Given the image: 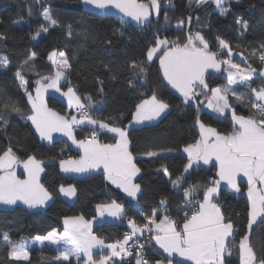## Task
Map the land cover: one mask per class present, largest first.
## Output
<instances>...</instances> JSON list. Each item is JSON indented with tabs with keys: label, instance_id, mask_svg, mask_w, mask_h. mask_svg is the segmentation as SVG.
<instances>
[{
	"label": "trees",
	"instance_id": "1",
	"mask_svg": "<svg viewBox=\"0 0 264 264\" xmlns=\"http://www.w3.org/2000/svg\"><path fill=\"white\" fill-rule=\"evenodd\" d=\"M139 1L151 5V0ZM158 2L159 15L153 14L148 26L138 28L115 17L90 14L85 11L81 0H39V3L37 0H0V34L6 37L0 39V57L5 56L10 61L6 69L0 67V108L8 103L21 109L20 113L10 109L4 111L7 124L0 121V155L11 147L21 161L34 157L42 162L44 175L41 183L52 195V201L45 210L29 211L23 207L0 210V264H76L52 260L58 254L48 247L30 250L28 260H12L3 234L7 233L17 243L29 242L37 235L63 230L65 218L82 215L86 220H92L96 217L97 205L112 201L123 204L127 213L121 223L106 222L94 228V233L102 239L123 238L129 232L127 219L132 218L137 224H143V217L151 216L153 212L157 218L167 214L182 225L185 211L182 205L188 200L185 190L193 185H207L216 178L214 168L199 167L186 174L184 169L188 159L181 150L199 139L197 119L220 134L233 132L234 122L230 115L219 116L207 108L212 99V89L225 90L229 87L224 75L225 64L220 63L218 71L206 74L208 88H194L197 94L195 99L186 103L185 98L165 81L162 74L159 57L168 48L153 63L147 61V50L157 46V38H167L170 48L172 42L183 46L189 35L200 32L207 41L209 53L222 51L219 62L230 59V56L219 47L218 37L229 43L231 52L243 55L248 66L261 69L264 64L258 56L264 44V0H226L224 7L229 11L225 15H221L215 5L196 7L195 0L191 6L189 0H171V4L169 0ZM44 9H50L58 26L49 27L43 37L33 39L37 31L42 33V27H48L41 15ZM189 16L192 17L190 23L187 19ZM238 17L247 21V29L237 24ZM180 20H184L182 26H178ZM68 25L72 26V36L68 35ZM82 33H87V37ZM198 46L202 45L197 42ZM54 51L65 53L71 65L67 82L77 91L92 119L126 130L137 105L151 98L153 93L158 100L168 104L170 111L159 123L128 132L131 152L142 173L138 179L141 195L136 203L128 202L111 187L103 173L81 177L63 175L60 162L66 159L64 152H69L75 158L78 153L64 139L50 145L42 143L26 119L31 114V107L23 89L18 86L15 73L18 70L21 72L28 81V91L34 94L37 81L46 82L54 76V68L48 61ZM33 52L36 53L34 60L21 67ZM133 62H144L146 73L135 76L130 69ZM113 76L116 78L113 79ZM133 76L135 78L130 85L129 79ZM99 81H103V84ZM89 96L91 101L88 100ZM47 101L51 109L68 114V107L62 100L50 96ZM249 107V104L237 107L236 112L251 116V111L255 112L251 108L249 111ZM92 132L81 129L77 136L85 139L91 137ZM99 140L112 144L115 137L100 134ZM148 152H156L157 155L148 156ZM178 176H183V182L174 187L171 180ZM61 186L75 187L78 196L74 203L62 198L59 191ZM246 190L244 184L239 194L221 189L217 199L225 216L239 230L235 235L236 247L225 264H241L238 244L247 231L250 218V205L244 194ZM162 200L166 204L162 205ZM250 241L257 257L264 258V221L251 232ZM146 252L149 262L165 259L151 244L146 247Z\"/></svg>",
	"mask_w": 264,
	"mask_h": 264
},
{
	"label": "snow or ice",
	"instance_id": "2",
	"mask_svg": "<svg viewBox=\"0 0 264 264\" xmlns=\"http://www.w3.org/2000/svg\"><path fill=\"white\" fill-rule=\"evenodd\" d=\"M85 5L91 6L94 9L105 11L110 8L118 9L127 17L137 22H150L149 16L151 12L149 6L145 4H137L136 0H82ZM226 0H195L196 7L205 5H215L219 9L221 15H225L229 9L224 7ZM39 3V0H37ZM193 0H189L191 6ZM171 4V0H169ZM151 5L159 15L160 3L158 0H151ZM43 19L47 21L48 27H42L41 31L48 32L49 27L58 26V21L53 18L50 9H44L41 13ZM167 19V13H165ZM188 22H191L192 17L189 16ZM237 24L242 29H247L248 23L243 18L238 17ZM184 20L178 22V26H182ZM68 35L72 36V26L68 25ZM119 31V30H117ZM41 32L37 31L33 35V39L40 36ZM87 37V33H82ZM0 34V39H5ZM219 47L227 49V54L231 55L229 43L223 39L217 38ZM197 42L202 47H197ZM111 43V41H108ZM156 47L147 50V61H151L153 56L160 51L161 45H167V38L155 41ZM255 54V53H254ZM55 55V53H53ZM65 57L61 62V67L65 70L71 65L65 56V53L59 54ZM216 53L208 52V44L200 32L187 37V43L183 46L172 42V47L164 51L159 57L160 65L163 68V74L167 82L177 89L185 98L187 103L191 99H195L196 92L194 88H208L205 82V73L208 69L219 70L220 63L227 64V76L229 87L222 93L220 88L212 89V99L208 102V107L219 113H224L226 109H230L228 95L230 94L236 101L248 103L251 109L256 113L255 116L245 117L237 115L234 110L231 111L232 120L234 121V130L231 134L221 135L214 128L206 127L197 119V124L201 132V139L194 145H188L184 151L188 153L189 162L184 171L187 173L193 165L200 166L202 161L204 165L217 162L213 166H218L219 179L209 181L210 186L204 189L203 203L197 204V209L189 216L184 213L182 225L177 226L176 220L165 214L162 219L157 222L156 213L151 216H144L145 223L137 225L134 220H129L132 231L124 235L123 240H117L114 243L106 244L104 239L92 233V221L85 220L84 217H68L64 220L65 231L58 235L55 230L47 233V235H37L34 237L35 242L43 245L46 241L51 244H60L63 242L69 247L58 249L59 254L52 257L55 261H70L73 257L80 261L81 255L86 257L84 264H116V259L121 260L126 256L133 255L132 249H136L135 257L136 264H149L148 260L142 255L146 244L150 246L151 241L159 245L164 253H167V264H173L171 257L179 256L185 260L192 261L193 264H225L226 257H230L232 249L236 247L235 235L238 229L234 226L231 219L225 220V216L218 204L213 203L214 195L218 194L221 182H225L230 189L239 192L238 178L243 176L248 182V197L251 201L250 218L247 224V231L241 236L239 241V256L241 264H264V258H258L250 241L253 225L256 224L258 217H264V187L257 189V183L264 185V86L253 87L251 84L254 76L264 78V70L259 73L251 66L241 67L239 64L230 63L229 61L216 60ZM36 53L33 52L28 59L23 62L24 65H29V62L34 60ZM52 59V56H49ZM258 59L264 64V44L261 45V51ZM10 61L7 57H0V67H8ZM130 69L139 76L141 73H146L144 62H133ZM19 80V87L23 89L28 101L31 103L34 114L26 116L27 120H31L36 126V130L40 133L41 138L52 140V132L62 131L69 135L74 143L83 149L84 155L79 161H62L61 168L65 172H88L93 169L103 168L107 179L117 187L122 188L129 197L135 199L141 191L139 184H134L133 177L139 173L140 169L134 163L132 152L129 151L130 141L128 132L121 127L110 126L100 120L92 119L85 109V105L80 102V97L76 95L72 87L68 88L64 95L69 97V103H75L76 106L83 110L81 119L77 120L75 116L69 121L64 116L48 109L43 100V93L47 88H54L60 91L59 80L65 76V71H57L55 79L48 84H42L40 81L36 83L39 87L36 88V97L33 98L32 93L27 89L28 81L18 70L15 73ZM133 76L129 79L131 85ZM116 77L113 76V79ZM99 80V78H97ZM103 84V81H99ZM234 85H240L243 91L237 90ZM103 91V88H100ZM91 101V97H88ZM168 104L157 99L155 93L150 99L143 100L139 105L134 116V121L137 124H143L145 121H153L168 109ZM20 113L21 109L15 104L4 103L0 108V121L7 120L4 111L9 110ZM87 121L90 125H98L100 129H106L109 132L115 133L118 140L115 144H100L97 141L96 131L92 132L91 139L75 141L72 136V126L84 124ZM148 156H156V152H148ZM17 163V158L11 147L0 155V169L4 171L0 175V204L16 205L18 201L27 205L29 208L43 205L46 201L52 198L43 185L39 183L40 173L43 168L40 162L34 157L29 158L24 162V169L27 172V179L21 180L16 176L14 165ZM167 173V169H164ZM183 176L176 177L171 180L174 187H178L183 182ZM197 188L196 185L185 190V196L188 200L185 206L191 203L193 191ZM59 191L66 196H75L76 189L74 186L67 188L61 186ZM161 204H166L162 200ZM97 209L100 216L107 213L111 217H120L124 212V206L112 201L110 204H99ZM143 215V214H141ZM154 235H149L145 243L140 242V238L144 236L145 231L153 232ZM135 238V239H134ZM3 241L9 246V256L12 260H28L29 245L27 242H14L10 239L7 233L3 234ZM132 242L131 244L129 242ZM93 248L100 249L99 259L93 258ZM104 249H109L108 254H104ZM155 264H163L162 261H156ZM180 264V262H177Z\"/></svg>",
	"mask_w": 264,
	"mask_h": 264
},
{
	"label": "crops",
	"instance_id": "3",
	"mask_svg": "<svg viewBox=\"0 0 264 264\" xmlns=\"http://www.w3.org/2000/svg\"><path fill=\"white\" fill-rule=\"evenodd\" d=\"M223 6H225V4H224ZM216 10L219 11V9H216ZM43 33H44V32H42V33L40 34V36L38 37V39L41 38V37H43V36L45 35V34H43ZM168 45H170V43H168ZM163 50H164V49H163ZM163 50H162V51H163ZM222 50H223L224 52H227V49H222ZM162 51H161V52H162ZM161 52H160V53H161ZM53 53H55V55H53ZM59 54H60V53L54 51V52H52V53L50 54V55L52 56V59L50 60L49 57H48V61L50 62V64H51V65L53 66V68H54V76H53V78H51L50 80H48V81H46V82H41V83H42V84H48V83H50L53 79H55L57 71H65V76H64V77H61V79L59 80V88H60V91H56L54 88H47V90L44 91V93H43V100H44V103L46 104V106H47L48 109H51V108L49 107V105H48V101H47L48 97L52 96V97H55V98H58V99L62 100V101L67 105V107H68V114L63 115V114H60V113H58L57 111H55V110H53V109H51V110H52L53 112L58 113V114L61 115V116H64V117H65L66 119H68L69 121L71 120V118H72L73 116H75V117L77 118V120H79V119H81V117H80L79 115H77L76 113H77L78 110L80 111V110H82V109L78 108L74 102L70 104V103H69V97L63 94V93H66V92L68 91V88H69L68 86H64V85H63V82L66 81V80L68 79V70H69V69L65 70V69H63V68L61 67V62H62V60H63L65 57H61ZM50 55H49V56H50ZM158 56H159V55H158ZM158 56H157V57H158ZM157 57H156V58H157ZM156 58H155V59H156ZM154 61H155V60H154ZM226 61H229L230 63L239 64L242 68H243V67H248V65H247V61H246L245 57H244L243 55L239 54V53H236V52H231L230 59H227ZM225 66H226V69H227V64H225ZM1 68H2V69H6L7 67H6V68L1 67ZM226 69H225V73H224V75H225V77L228 79ZM256 70H257V69H256ZM262 70H264V67L261 68V69H258L257 72L259 73V72L262 71ZM251 84H252L253 87L264 86V78H261V77H259L258 75H257V76H254V77L252 78ZM37 87H39V85H38ZM234 87H236L237 90H240V91H243V90H244V89L242 88V86H240V85H234ZM221 90H222V93H223L224 90H223V89H221ZM74 91H75L76 95L79 96V94L77 93V91H76L75 89H74ZM32 96H33V98L36 97V91H35L34 94H32ZM79 97H80V96H79ZM148 99H150V98H148ZM228 101H229V104H230V109H226L224 113L216 112V111H214L212 108H209V109L213 110V111H214L217 115H219V116H226V115H230V116H231V111H232V110H234L235 113H236L237 115H241V114H238V113L236 112L237 107H243V106H247V105H248V103H241V102L236 101L235 98L232 97L230 94L228 95ZM80 102H81L82 104L85 105V103L83 102V100L81 99V97H80ZM29 104H30V107H31V114H30V115H33V114H34V110L32 109V106H31V103H30V102H29ZM250 108H251V107H249V111H251ZM85 109H86V105H85ZM169 111H170V108L168 107V109H167L165 112H163V113L160 115L159 118H157V119H155V120H153V121H145L143 124H137V123H135V121H134V116H135V114H134L133 119H132V121L129 123V125H128L126 131L129 132V130H131V129H136V128H142V127H146V126L155 125V124L159 123V122H160V121H161V120H162V119H163V118L169 113ZM255 115H256V114L253 113V112L251 111V116H255ZM242 116H245V115H242ZM231 117H232V116H231ZM245 117H249V116H245ZM29 122H30V124H31V126H32V128H33V130H34V132H35V134H36V136H37V138H38L42 143L47 144V145H50V144L54 143V142L57 141V140L64 139V140H66V141L69 143L71 149H72L73 151H75L76 153H78V157H76V158L74 157V159H63L62 161H79V160L81 159V157L84 155V151H83V149L78 145V143H74V142H73V139H72L69 135L65 134V132H62V131H54V132H52V134H51V135H52V140H51V141H48L47 139H43V138H41L40 133L36 130V126L32 123L31 120H29ZM233 122H234V121H233ZM110 126H111V125H110ZM81 129H86V130H91V131H96V132L101 131L102 134H107V135H109V136H114V137H115V142L112 143V144H115V143L117 142V140H118V136H117L115 133L109 132V131H107L106 129H100L98 125H90V124L87 123V121H85L84 124L73 125V126H72V129H71V131H72V136L75 137V141H77V142H78V141H81V140H88V139H91V137H87V138H85V139H79L78 136H77V132H78L79 130H81ZM221 135H224V134H221ZM128 139H129V136H128ZM200 139H201V132H200V137H199V139H198L195 143H193V144H191V145L196 144L198 141H200ZM97 141H98L100 144H104V143L101 142L99 139H97ZM129 141H130V140H129ZM129 151H131V143L129 144ZM181 153H182L184 156L187 157L188 162H189L188 153L184 151V148L181 150ZM132 155H133V154H132ZM133 157H134V155H133ZM16 158H17V157H16ZM134 158H135V157H134ZM28 160H29V159H28ZM28 160H26V161H28ZM36 161H38V160H36ZM62 161H61V162H62ZM24 162H25V161H21V160H19V159L17 158V163L14 165V170H15L16 176H17L19 179H21V180H24V179H27V178H28V176H27V172L25 171V169H24V167H23ZM61 162H60V170H61V173H62L63 175H66V176L81 177V176L90 175V174L103 173V174L105 175V178H106L107 183H108L111 187H113L114 189H116L119 193H121V194L126 198V200H127L128 202L136 203L137 200L139 199L140 195H141V191H140V193L137 194V197H136L135 199H133L132 197H129V196L127 195V193H125V192L123 191L122 188L117 187L115 184H113L110 180L107 179L106 173H105V171H104V169H103L102 167L99 168V169H93V170H90V171H88V172H83V173L71 172V171H69V172H65V171H63V169L61 168ZM134 163L136 164V159H134ZM216 163H217V162H215V161L213 160L212 163H210V164H208V165H204L203 162L201 161L199 167H200V168H205V169L214 168V170H215V172H216V178H215V179H219V177H218V175H217V173H218V166H215V167L213 166V165L216 164ZM40 166L43 168V171L40 173V176H39V183L42 185L41 180H42V177H43V175H44V165H43L42 162H40ZM136 166H137V164H136ZM199 167H197L196 165H193V167H192L191 169H188V172H187L186 174H190V173L192 172V170H194L195 168H199ZM137 168H139V167L137 166ZM0 172H1V175L4 174V171H3L2 169H0ZM141 174H142V173H141V170H140L139 173H137L136 176L133 177V181H132V182H133L134 184H138V179L141 177ZM215 179H213V180H215ZM238 183H239V188H240L239 192H237V191L234 190V189H230L229 186H227V184H226L225 182L222 181L221 184H220L219 192H218V194L214 195L212 202H213V203H216V204L219 205L217 199H218V197H219V194H220L221 189H227V190H230L231 192H234V193L239 194V193L241 192V185L244 184V185L247 187V190L245 191L244 194H245L246 198H247L248 201H249L250 210H251V201H250V199H249V197H248V195H247V193H248V187H249L248 182H247V178H246V177H243V176L239 177V178H238ZM196 186H197V188L193 191L191 199L199 200L201 203H203V200H204V189H205L206 187L210 186V184H207V185H196ZM256 187H257V189H260L261 187H264V185H261L260 183H257ZM65 188H67V187H65ZM60 194H61L62 198H63L65 201L69 202V203H74V202L76 201V199H77V196H78V195H77V190H76V195H75V196H71V197H70V196H66V195H64V194L61 193V192H60ZM186 198H188V197H186ZM51 201H52V198H51L50 200L46 201L45 204H43V205H38V206H36V207H32V208H29L27 205L23 204V203L20 202V201H18L16 205H5V204H0V210H12V209H15L16 207H23V208H25V209H27V210H29V211L45 210V209L50 205ZM117 203H118V202H117ZM108 204H110V203H108ZM119 204H121V203H119ZM122 205H123V204H122ZM123 206H124V205H123ZM219 206H220V205H219ZM220 208H221V206H220ZM126 210H127V209H126V207L124 206V212H123V214H122L120 217H111V216H108L107 213H105L104 216H100V212H99V210H98L97 207H96V217L93 218L92 220H89V221H92V233H93L94 235H96V234L94 233V228H95L97 225H100V224H103V223H106V222H109V223H121V222H123V220L125 219L126 213H127ZM221 211H222V213L224 214L222 208H221ZM163 216H164V215H163ZM163 216L157 218V222H159V220L162 219ZM224 216H225V214H224ZM76 217H78V216H76ZM170 217H171V216H170ZM171 218H172V217H171ZM65 219H66V218H65ZM65 219H64V220H65ZM84 219H85V218H84ZM172 219H174V218H172ZM64 220H63V230H61V231H59V230H55L56 233H57L58 235L63 234L64 231H65ZM85 220H86V219H85ZM174 220H175V219H174ZM225 220H226V221L228 220V218H227L226 216H225ZM262 221H264V217H258L256 224L253 225L252 231H253L254 228H255L259 223H261ZM176 222H177V221H176ZM135 223H136V222H135ZM136 224H137V223H136ZM143 224H144V223H143ZM137 225H138V224H137ZM141 225H142V224H141ZM180 225H181V224H178V223H177V226H178V227H179ZM127 226H128V229H129V232H128V233H130V232L132 231L131 226H130V225H127ZM138 226H139V225H138ZM152 227L154 228V226H152ZM145 232H147V231H145ZM154 234H155V230H154ZM154 234H153V235H154ZM96 236H97V235H96ZM123 238H124V237H123ZM123 238H121V239H117V240H123ZM117 240H105V239H104V241H105L106 244H108V243H114V242L117 241ZM27 243H28V245H29V251L32 250V249H44V248H47V247H48V248H51V249L55 250V251L57 252V254H59L58 249H63V248H65V247H69V245H65L63 242H61L60 244H51V243H49V242L46 241L43 245H41L39 242H35L34 239L31 240V241H29V242H27ZM150 244L154 247L155 250H157L159 253H161V254L163 255V257L165 258V259H163V260H159V261H162L163 264H167V253H164L163 249H160V248H159V245L155 244V241H154V240L151 241ZM238 245H239V244H238ZM238 249H239V247H238ZM109 251H110L109 249H104V254H108ZM99 253H100V249H98V248H93V258H94V259H97V260L99 259ZM228 258H229V257H226V259H228ZM115 259H116V264H120L121 261H122V260L119 259V258H115ZM171 259H172L173 264H175L174 262H180L181 264H193L192 261L185 260L183 257H179V256H173V257H171ZM226 259H225V262H226ZM85 260H86V257H84L83 254H82V255H81V259H80V261H77L76 258L73 257L70 261H57V262H64V263H79V262H81V261H85ZM155 262H156V261H155ZM155 262H149V264H155ZM240 262H241V261H240ZM132 264H136V260L133 261Z\"/></svg>",
	"mask_w": 264,
	"mask_h": 264
},
{
	"label": "water",
	"instance_id": "4",
	"mask_svg": "<svg viewBox=\"0 0 264 264\" xmlns=\"http://www.w3.org/2000/svg\"><path fill=\"white\" fill-rule=\"evenodd\" d=\"M82 1V0H81ZM136 3L137 4H145V5H148L149 6V10L151 12V15L149 16V21L150 22H144V23H140V22H137L136 20L132 19V17H127L124 15V13L120 12L118 9H115V8H110L108 10H105V11H100V10H97V9H94L92 8L91 6H88V5H85L83 2V7L85 9L86 12L90 13V14H93V15H97V16H102V17H115L117 19H120L121 21L123 22H126V23H130V24H133L134 26L138 27V28H142V27H146L148 26L150 23H151V20H152V17H153V9H152V6L149 5V4H146V3H143V2H140L139 0H136ZM216 60L217 62H219L218 60V57H216ZM161 66V65H160ZM161 70H162V74H163V68L161 66ZM218 70L216 69H208L205 73L208 74L210 72H216ZM163 77H164V74H163ZM165 81L167 82L166 78L164 77ZM168 83V82H167ZM169 84V83H168ZM170 85V84H169ZM171 86V85H170ZM172 87V86H171ZM173 88V87H172ZM177 93H179L180 95H182L177 89L173 88ZM183 96V95H182Z\"/></svg>",
	"mask_w": 264,
	"mask_h": 264
},
{
	"label": "built area",
	"instance_id": "5",
	"mask_svg": "<svg viewBox=\"0 0 264 264\" xmlns=\"http://www.w3.org/2000/svg\"><path fill=\"white\" fill-rule=\"evenodd\" d=\"M217 43L219 44V41H217ZM221 53H222V51H221V50H218V51L216 52V54H217L216 57H219V56L221 55ZM63 85H64V86H68V87H70V86H69V83L67 82V80L63 82ZM86 110H87V109H86ZM87 113H88V115L90 116V114H89L88 111H87ZM77 114H78L79 116H82V114H83V110H80V111L78 110V111H77ZM90 117H91V116H90ZM100 134H102L101 131H99V132L97 133V139H99ZM64 156H65L66 159H74V157H72V156L69 154V152H64ZM198 203H201V202H200V201H196V200H195V201L191 200V203L188 204L187 206H185V202H184L183 205H182V206L185 208L184 213H188V215L190 216V215L192 214V212L195 211V210L197 209V204H198ZM184 213H183V216H184ZM183 218H184V217H183ZM130 219H131V220H134V219H132V218H130ZM130 219H127V224H128V225H129L128 221H129ZM138 225H141V224H138ZM151 227H152V226H151ZM153 234H154V228H153V232H152V233L145 232L144 236H142V237L140 238V242H141V243H145V241H147L148 236H149V235H153ZM134 239H135V238H134ZM129 243L131 244L132 242L130 241ZM150 243H151V242H150ZM147 246H148V244H146L145 249H144L142 255H143V257H144L145 259L148 260V256H147V252H146V247H147ZM132 251H133V255L124 257V259L121 261L122 264H132L133 261L136 260V257H135L136 249L133 248ZM84 262H85V261H81V262L76 263V264H84ZM148 262H149V261H148Z\"/></svg>",
	"mask_w": 264,
	"mask_h": 264
},
{
	"label": "rangeland",
	"instance_id": "6",
	"mask_svg": "<svg viewBox=\"0 0 264 264\" xmlns=\"http://www.w3.org/2000/svg\"><path fill=\"white\" fill-rule=\"evenodd\" d=\"M151 3V2H150ZM152 9H153V12H154V14H155V16H156V11H155V9L152 7ZM43 34H45V32L43 33ZM169 42V41H168ZM171 42V41H170ZM169 46L170 45H161L160 46V51H158L154 56H153V58H152V60L151 61H149L150 63H153L154 62V60H155V58L160 54V52L164 49V50H166L167 48H169ZM198 47H202V46H198ZM1 57H5V56H1ZM207 108H209L208 107V105H207ZM77 114V113H76ZM78 115V114H77ZM81 117V116H80ZM166 176L168 177V174L166 173Z\"/></svg>",
	"mask_w": 264,
	"mask_h": 264
}]
</instances>
